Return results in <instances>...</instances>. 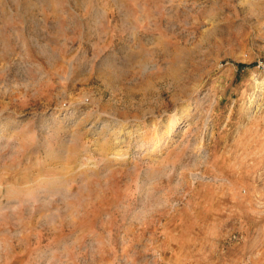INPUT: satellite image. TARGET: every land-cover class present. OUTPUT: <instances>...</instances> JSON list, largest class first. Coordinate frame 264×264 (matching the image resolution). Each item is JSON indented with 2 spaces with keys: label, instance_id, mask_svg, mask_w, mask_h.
Returning <instances> with one entry per match:
<instances>
[{
  "label": "rangeland",
  "instance_id": "obj_1",
  "mask_svg": "<svg viewBox=\"0 0 264 264\" xmlns=\"http://www.w3.org/2000/svg\"><path fill=\"white\" fill-rule=\"evenodd\" d=\"M0 264H264V0H0Z\"/></svg>",
  "mask_w": 264,
  "mask_h": 264
}]
</instances>
